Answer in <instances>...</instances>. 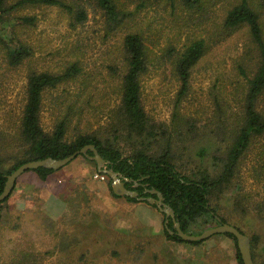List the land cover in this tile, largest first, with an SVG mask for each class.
Returning a JSON list of instances; mask_svg holds the SVG:
<instances>
[{
  "label": "rangeland",
  "instance_id": "rangeland-1",
  "mask_svg": "<svg viewBox=\"0 0 264 264\" xmlns=\"http://www.w3.org/2000/svg\"><path fill=\"white\" fill-rule=\"evenodd\" d=\"M238 1L206 0L201 8L187 10L181 2L169 5L158 0L137 10L138 1L117 0L133 15L114 27L94 11L83 25L73 28L58 8L23 10L21 14L37 17L34 27H17L33 49L32 56L13 67L0 49L2 167L9 168L13 153L20 151L17 132L28 75L57 74L76 63L80 73L75 79L43 93L40 125L45 132H53L58 120L68 115V140L77 134L103 138L113 134L124 155L147 145L160 154L168 146L180 172L214 176L220 169L215 159L223 158L237 137L247 78L257 62L247 29L224 28L226 8ZM247 1L259 14L264 37L263 0ZM133 32L142 34L148 58L147 71L140 78L141 105L152 129L143 136L129 132L115 118L121 103L123 41ZM194 39L205 40L209 50L192 70L187 93L178 98L180 82L171 63ZM258 110L264 112V95ZM262 151L264 137H259L243 155L237 178L241 194L233 192L232 186L211 202L227 224L237 226L248 238L257 237L256 264H264V175L258 177ZM96 173L92 164L78 157L45 182L34 173L21 175L3 206L0 264L12 259L34 264H69L79 259L82 264H237L234 244L225 236H213L197 246L166 240L164 218L155 209L160 218L158 233L138 229L139 205L152 209L113 198L108 180H95ZM140 219L150 223L149 216L142 214ZM213 227L201 224L199 229Z\"/></svg>",
  "mask_w": 264,
  "mask_h": 264
},
{
  "label": "trees",
  "instance_id": "trees-1",
  "mask_svg": "<svg viewBox=\"0 0 264 264\" xmlns=\"http://www.w3.org/2000/svg\"><path fill=\"white\" fill-rule=\"evenodd\" d=\"M136 1L139 3L138 10L139 7L145 8L158 0ZM163 1L161 0V2ZM176 1L181 2L187 10L199 9L207 3L206 0H166L169 5H174ZM209 5L208 3V7ZM32 7L60 9L67 14L73 28L83 25L88 19V14L92 11L100 13L105 22L112 27L120 26L127 17L133 15L132 12H125L126 10L117 0H0V49L10 66L16 67L23 64L33 54L31 46L17 32L18 26L24 28L36 25V16L21 14L23 10ZM223 24L226 30H234L240 27L247 29L250 42L255 48L257 62L253 75L247 78V87L241 104L242 114L239 117L240 121H236L238 124L236 126L237 137L223 158L215 159V164L220 167L218 173L210 176L203 172L197 176L196 174L190 176L180 172L173 162L168 146L160 154L154 152L151 145H147V147L136 150L132 154L124 155L116 145V138L113 134L112 138L109 135L107 138H103L95 134H77L68 140L67 127L70 122L68 115L58 120L53 132H45L40 125L43 93L47 90L57 89L59 85L75 79L80 73V67L76 63H71L57 74L31 72L28 75L25 105L17 132L20 140V151L17 154L13 153L15 155L9 168L4 169L0 164V194L4 189L6 177L21 165L46 158L64 159L88 145H93L100 157L110 162L113 171L126 179L139 183L137 188H133L131 183H126V189L135 191L139 197L143 198L155 197L146 193L147 190L154 189L161 193L165 204L173 210L175 221L179 224L182 232L199 235L203 231L199 229L201 224L214 226L221 223L227 224L226 219L211 206V202L219 194L227 193L232 186L233 192L241 194L242 189L237 178L243 155L250 150L254 139L264 137V112L258 110V102L264 95V37L259 14L247 0H240L229 5L225 10ZM142 37L139 32H133L128 33L124 38L125 64L121 83V103L115 113L118 124L124 128L127 127L129 132H135L138 136H143L146 133L150 135L149 130L152 129L149 118L141 105L140 78L147 71L148 65L146 47ZM207 48L209 50V44L207 47L205 40L194 39L189 41L175 55L171 65L180 82L178 98H182L187 93L191 72L207 53ZM112 132L115 133L116 129ZM87 155L92 156V153L88 151ZM260 155L263 157L264 152L262 151ZM78 157L92 164L94 170L97 171L93 161L88 160L83 155L76 156V158ZM262 161L264 158H261V171L258 172V177L264 175V162ZM60 170L39 168L28 170L25 173H34L40 181L45 182L50 175ZM106 180H108L107 188L113 198H123L128 203L148 205V203L139 202L136 199L114 195L111 191V180L107 176ZM15 188L16 183L13 191ZM13 191L3 202H0V232L4 220L3 206L11 199ZM243 198L239 196V201H244ZM151 207L157 210L155 206ZM162 216L164 218L163 235L166 240L191 246H197L206 241L184 242L176 235H169L167 229L173 231V222L168 219V222L165 223L164 214ZM233 227L245 234L237 226ZM221 236H225L233 242L235 261L237 264H242L236 247V239L231 235ZM249 239L252 259L256 264L254 246L257 244V237L252 236ZM80 260L69 264H82ZM9 264H34V262L12 259ZM60 264L67 263L61 262Z\"/></svg>",
  "mask_w": 264,
  "mask_h": 264
},
{
  "label": "water",
  "instance_id": "water-1",
  "mask_svg": "<svg viewBox=\"0 0 264 264\" xmlns=\"http://www.w3.org/2000/svg\"><path fill=\"white\" fill-rule=\"evenodd\" d=\"M88 151L92 153V156L87 155ZM78 155L86 156L88 160L93 161L96 164L97 172L106 175L111 180V191L114 195L118 197H128L131 199H136L139 202H146L150 206H155L161 214H164V217L166 219L165 223L168 222V219H171L173 222V231L167 229L169 235H176L184 242H201L208 240L216 235H231L236 239V247L241 257L242 264H254L251 255L250 239L248 238V236L241 233L235 227L226 223H221L213 228L204 230L199 235H191L182 232L179 224L175 221L173 210L165 204L164 198L161 193L154 189L147 190L146 193L154 195L155 197L143 198L139 197L135 191L126 189V183H131L133 188H137L139 186V183L126 179L121 174L113 171L110 167V162L102 159L93 145H88L64 159L46 158L43 160L27 162L21 165L6 177L4 189L0 194V202H3L10 195V193L14 189L16 180L26 171L36 170L39 168L57 171L65 167Z\"/></svg>",
  "mask_w": 264,
  "mask_h": 264
},
{
  "label": "crops",
  "instance_id": "crops-1",
  "mask_svg": "<svg viewBox=\"0 0 264 264\" xmlns=\"http://www.w3.org/2000/svg\"><path fill=\"white\" fill-rule=\"evenodd\" d=\"M57 173V172H56ZM56 173H54V174H56ZM60 194V192H58V190H56V192H55V194ZM48 194V193H47ZM137 204H139V203H137ZM142 204H144V203H142ZM144 205H146V204H144ZM146 206H148L149 208H151L152 209V212H150V211H148V210H145V209H142L141 208V204L139 205V209H140V212H139V214H138V218H136L137 219V224H138V229H140V226L142 227V228H144L145 230L144 231H147L148 232V229H154V231L156 232V233H158L156 230H158V225H157V222H159L160 221V218L158 217V214L156 213V209L154 210V208H152L151 206H149V205H146ZM158 211V210H157ZM158 213L160 214V212L158 211ZM142 214H144V215H146V216H149L150 217V219H149V222L150 223H146V221L144 222L143 220H141L140 219V216H142ZM160 229V228H159ZM141 230V229H140ZM162 234H163V227H162Z\"/></svg>",
  "mask_w": 264,
  "mask_h": 264
},
{
  "label": "built area",
  "instance_id": "built-area-1",
  "mask_svg": "<svg viewBox=\"0 0 264 264\" xmlns=\"http://www.w3.org/2000/svg\"><path fill=\"white\" fill-rule=\"evenodd\" d=\"M94 179L97 181H105L106 176L104 174L98 172L95 174Z\"/></svg>",
  "mask_w": 264,
  "mask_h": 264
},
{
  "label": "flooded vegetation",
  "instance_id": "flooded-vegetation-1",
  "mask_svg": "<svg viewBox=\"0 0 264 264\" xmlns=\"http://www.w3.org/2000/svg\"><path fill=\"white\" fill-rule=\"evenodd\" d=\"M138 196H139V194H138ZM166 220V219H165Z\"/></svg>",
  "mask_w": 264,
  "mask_h": 264
}]
</instances>
